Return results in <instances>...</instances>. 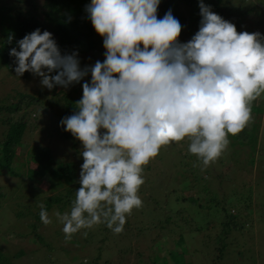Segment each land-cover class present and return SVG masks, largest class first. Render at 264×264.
Listing matches in <instances>:
<instances>
[{
  "label": "clouds",
  "instance_id": "9594fccd",
  "mask_svg": "<svg viewBox=\"0 0 264 264\" xmlns=\"http://www.w3.org/2000/svg\"><path fill=\"white\" fill-rule=\"evenodd\" d=\"M160 4L91 0L85 11L106 49L93 66L82 69L78 52L62 54L53 34L39 28L9 52L16 75L31 72L49 90L91 73L78 111L60 121L83 146L71 210L54 212L66 242L101 223L122 233L126 217L142 207L144 168L162 147L187 138L188 151L207 168L227 149L229 134L248 125L252 102L264 94V35L238 32L200 0L199 30L181 43L180 21L171 9L158 18ZM40 209L42 223L51 224L43 203Z\"/></svg>",
  "mask_w": 264,
  "mask_h": 264
},
{
  "label": "rangeland",
  "instance_id": "374dc122",
  "mask_svg": "<svg viewBox=\"0 0 264 264\" xmlns=\"http://www.w3.org/2000/svg\"><path fill=\"white\" fill-rule=\"evenodd\" d=\"M229 1L243 8L254 3L260 7V11L264 10L262 0ZM2 3H15L14 10L35 8L37 26L40 22L44 23V29L51 32L57 42L56 34L45 24L46 19L41 12L43 0H0ZM160 10L159 7V18ZM176 13L180 14L181 23L189 25L186 23L189 8L180 5ZM246 28L253 33H263L264 21L251 23ZM190 40L188 33L182 31L179 41L186 43ZM98 45L96 49L88 50L87 45H82V50L78 52L82 69L93 66L98 60L104 61L106 49L100 35ZM15 67L10 70L0 63V102H17L19 93L30 96L24 97L21 108L10 115L14 122L22 114L25 117V120L17 123L18 126H25L21 144L11 146L15 149L12 167L22 171L27 165H36L27 151L44 146L50 149L57 162L73 161L75 174L72 182L61 181L59 184H54L49 173L40 182H31L26 174L18 177L0 175V190L3 192L0 197V264H162L164 261L173 264L175 261L170 259L164 240L177 239L179 232L160 235L161 228L172 227L182 220L180 218L189 222L191 217L198 227L203 226L199 232L192 228L184 231L186 251L193 260L191 264L202 260L209 263L215 259L212 252L215 246L222 248V253L216 258L217 264H264V94L260 97L263 104L259 106V114L238 135L229 134L227 149L207 168L188 151L187 138L179 144L173 142L162 147L159 155L144 168L145 183L139 190L142 207L134 209L126 217L122 233L114 234L106 224L101 223L91 229H81L71 241L66 242L63 225L54 212L63 214L71 210L76 190L80 187L79 175L83 163L80 153L83 146L77 139L65 140L61 137L60 119L65 108L64 96L82 98L83 88L80 87L85 81L90 83L91 73L80 83L67 88L57 85L49 90L42 87L41 77L31 72H25L20 77L16 75ZM31 95L38 96V101L30 104L24 112V104ZM255 119L256 123L253 124ZM1 131L3 137L5 125L1 126ZM205 186L209 187L207 193L203 190ZM68 189H71L70 193H67ZM170 192L173 196L178 194L195 199L194 203L189 199L181 202L176 213L172 209H164L163 213L173 216L165 226L161 223L163 217L155 216L157 213L149 209L156 203L161 204V196ZM51 196L59 197L60 201L50 202L47 211L52 223L46 226L39 217L40 204L46 206L47 197ZM213 199L224 206L211 205ZM203 202L204 209L201 208ZM229 213L233 218L226 225L224 221ZM234 223L238 229L232 227ZM85 232L87 235H84ZM151 250L157 251L155 261L149 256Z\"/></svg>",
  "mask_w": 264,
  "mask_h": 264
},
{
  "label": "trees",
  "instance_id": "16d2710c",
  "mask_svg": "<svg viewBox=\"0 0 264 264\" xmlns=\"http://www.w3.org/2000/svg\"><path fill=\"white\" fill-rule=\"evenodd\" d=\"M43 1L44 3L41 12L43 14V18L46 19L45 24L49 26L56 34L57 45L60 48L62 54H72L73 52H80L82 50V45H87L86 50L96 49L99 46V35L95 31L88 13L85 11L86 5L90 4L91 0ZM203 2L206 5H210L211 9L214 10V13L220 15L223 19L233 23L236 26L238 32L247 31L249 33H253L248 28H246V26L250 25L251 23L264 21V10L260 11V7L256 6L254 3L246 6V8H243L240 4H233L229 0H203ZM199 4L200 0H161V4L159 6L161 8L159 12L160 18H163L165 13L169 9H171L174 17L177 18L181 23L182 18L179 13H176V8H178L180 5L187 9L189 8V15L187 17L188 20L186 22L189 23V25L187 24V26H185L184 23H181V25L182 31L184 33H188V38L191 39L199 30L200 21L202 19L200 15ZM15 7V3L0 4V63L5 65L10 70L14 68L16 64L15 58L11 57L9 55V52L14 47L18 49L17 41L22 39L26 34L33 32L35 29L39 28L42 32L45 31V27L43 25L44 23L42 24L40 22L39 27L37 26V21L34 18L35 8H31V10H14ZM83 27L84 29L82 30L81 28ZM261 34L264 35V32ZM94 35H96V37H94ZM10 37L12 38L11 42H9ZM100 51L103 52L102 50ZM80 89H82V87H80ZM27 96L24 93H19L17 102L11 103V101L9 100H3L0 102V175L10 174L13 177H18L20 174H26L27 179H29L31 182H40L42 180H45V175L49 173L53 177L54 184H59L61 181H63L64 183L72 182L74 180L75 174L74 162H57L50 149L44 146H38L27 151L28 155L33 157L36 165H27L26 168H22V171L17 170V168L14 169L12 167V164L14 163L15 149H13L11 146L12 144H21V139L25 132V126H18L17 123L25 120V117L24 114H22L18 118V120L14 122L12 121L10 115L18 110L19 107L21 108L24 97ZM64 99L65 108L60 120L78 111L76 102L79 101L81 97L65 95ZM36 100L38 101V96L31 95L29 100L24 104L25 109L23 111L26 112V109L29 107V105L33 104V102ZM260 104H263V100L260 98L252 102V119H254L253 117L257 116L256 114H259L258 110ZM27 114L29 113L27 112ZM255 121L256 119L252 121V123L255 124ZM2 125H5L6 127L5 133L3 132V137L1 131ZM60 130L61 137L63 139H75L71 133L64 130L63 126H61ZM149 168L150 167H148L147 169ZM193 173L196 172L193 171ZM50 184L53 183L51 182ZM165 188L167 189V187ZM203 190L205 191V193H207L209 187L205 186ZM70 192L71 189H68L67 193ZM2 195L3 192L0 190V197ZM186 199H189V202L194 203L195 198H193L192 196L190 198L181 197L178 196V194L173 196L172 192H170L165 196H161V204L156 203L149 210L155 211L157 213V215L155 214V216L159 218L163 217L161 219V223L166 226L169 220H172L173 216L163 213L164 209H172V211L176 213L181 202H184ZM52 200L60 201V198L52 196L47 197L45 206L46 210L51 205L50 202ZM204 203L205 202L201 203V208ZM210 204L211 202L207 203L208 208L210 207ZM214 204L218 205L219 207L221 205L224 206V204L220 201L215 202L213 199L211 205ZM159 205H161L160 208H158ZM227 216L228 219L224 221L226 225L233 218L232 214L230 213ZM177 217L179 216L177 215ZM180 219L182 220L174 224L170 228H161L162 231L160 235H167L168 233L174 231L179 232V237L177 239H166L164 240V245L168 248L166 249L168 250L170 259L172 258L175 261L173 264H191L193 260L191 259L190 254L186 251L187 248L184 244V231L187 230L186 228H192L195 231L199 232L202 231L203 226L198 227V225L194 223L192 217L189 219V222H187V219ZM208 226H210V223ZM233 226L236 227L235 229H238L236 223H234L232 227ZM232 227L230 228L231 230H233ZM212 252L214 253L213 255L215 259H213L209 263H206L202 260V262L199 261L195 264H217L216 258H218L222 253L221 246H215V248L213 247ZM149 256L152 261H155L157 259V251L151 250ZM177 259H180L181 262H179V260ZM162 264H166L165 261L162 262Z\"/></svg>",
  "mask_w": 264,
  "mask_h": 264
}]
</instances>
